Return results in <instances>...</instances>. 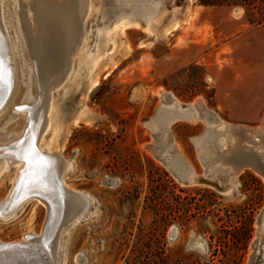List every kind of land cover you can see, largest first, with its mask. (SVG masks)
<instances>
[{
    "label": "rangeland",
    "instance_id": "rangeland-1",
    "mask_svg": "<svg viewBox=\"0 0 264 264\" xmlns=\"http://www.w3.org/2000/svg\"><path fill=\"white\" fill-rule=\"evenodd\" d=\"M92 1L88 45L75 56L68 80L53 90L52 123L42 141L68 161L70 187L91 196L87 216L62 229L57 264H250L264 213L261 172L242 168L226 194L188 183L179 171L207 174L199 150L208 142L223 144L225 125H263L264 111H248L240 92L228 94L233 73L227 58L242 21L264 24V0ZM19 3L5 0L4 6L18 73L0 107L2 141L18 137L26 124L15 104L34 99ZM146 7L159 11L150 28ZM129 12L140 26L117 28ZM173 99L183 106L201 101L224 127L187 117ZM83 114L90 120L75 123ZM17 169L0 168V203ZM47 212L31 199L13 217H0V241L40 233Z\"/></svg>",
    "mask_w": 264,
    "mask_h": 264
},
{
    "label": "bare ground",
    "instance_id": "bare-ground-1",
    "mask_svg": "<svg viewBox=\"0 0 264 264\" xmlns=\"http://www.w3.org/2000/svg\"><path fill=\"white\" fill-rule=\"evenodd\" d=\"M19 2L20 28L24 34L27 55L32 60L34 99L31 103H17L14 106L15 110L25 112L23 120L26 124L21 134L6 141L0 140V168L6 169L10 166L18 168L11 193L5 199L6 201H2L5 203H0V217L2 219L13 217L24 203L31 199L44 205H46L44 199H50L48 201H50L52 210H56V199H59L57 189L58 184H61L64 188L62 197L64 202L60 217L64 224L60 227L54 242L55 264H57V245L61 231L70 222L73 223L81 220L83 216H87L91 196L84 191L70 187L65 180V173L70 166L68 161L59 150L49 148L46 143L42 144V141L45 132L52 123L53 90L68 80L74 69L75 56L82 54L88 45L89 32L85 27L87 18L93 13L94 4L92 0H19ZM4 6L5 0H0V72L3 76V78L0 76V107L4 106L3 104L11 95L18 73L16 61L13 60L15 52L10 29L6 22ZM144 12L151 11L147 8ZM158 14L159 11L155 14L152 12L146 14L148 28L153 25L155 16ZM9 22L12 25V19ZM140 24V18L133 12H129L126 16L121 17L115 26L119 28L131 25L140 26ZM177 26L176 22L172 27L176 28ZM100 37H102L100 42L102 43L104 36ZM99 51H101L100 48ZM7 60L10 64L7 63ZM11 79L13 82L11 90H9ZM19 89L20 87H18L17 94L20 92ZM172 102L179 108L181 107L184 110L181 113L187 117L206 120L211 129L224 127L217 113L207 109L201 101L187 106H183L182 103L175 100ZM2 118L4 117H0V122H2ZM89 120L87 115L83 114L76 118L75 123ZM224 129L227 130V133L224 136L223 144H219L217 141L206 142L207 144L199 150V155L207 168V174L202 176L217 182L222 189L211 187L228 194L234 188L231 183L232 177L236 176L243 168L240 166V158H243L244 154L253 151L264 160V143H262L264 141L262 135L264 122L263 125L254 129L229 124L225 125ZM200 139L197 138L196 141L198 142ZM220 140L222 141V139ZM172 156L174 157V155ZM253 164L252 166L258 170L255 163ZM179 176L188 183L201 184L197 180L201 175L194 172L187 173L185 176L183 172L179 171ZM55 225L56 221L51 225V231L46 237L48 243H53ZM42 232L43 230L40 233L29 232L24 235L23 239L9 242L29 243L33 241V239H29V236L40 237ZM263 233L264 213L260 233L257 242H255L256 252L259 249L263 254L262 264H264ZM2 243H6V241H0V245ZM257 254H260L259 260H261V253L257 252Z\"/></svg>",
    "mask_w": 264,
    "mask_h": 264
},
{
    "label": "crops",
    "instance_id": "crops-1",
    "mask_svg": "<svg viewBox=\"0 0 264 264\" xmlns=\"http://www.w3.org/2000/svg\"><path fill=\"white\" fill-rule=\"evenodd\" d=\"M232 36L235 38L232 54L227 60L231 61L233 77L230 79L232 86L228 94L233 96L240 92L243 106L248 111L263 112L264 24L251 27L242 21L241 27L233 31Z\"/></svg>",
    "mask_w": 264,
    "mask_h": 264
},
{
    "label": "water",
    "instance_id": "water-1",
    "mask_svg": "<svg viewBox=\"0 0 264 264\" xmlns=\"http://www.w3.org/2000/svg\"><path fill=\"white\" fill-rule=\"evenodd\" d=\"M1 59V58H0ZM1 61V60H0ZM7 63L10 62L7 60ZM0 76H2V72H0ZM13 80H10V89L12 87ZM9 93V92H8ZM8 95V94H7ZM6 95V96H7ZM264 136V133H262ZM260 170L261 174L264 176V160L261 159L256 153L250 151L248 154H244L243 158H240V166L251 167L254 168L252 165ZM198 182L205 185L213 186L219 190L222 188L218 185L217 182L213 181L212 179L205 178L204 176H200ZM58 193L59 199L56 200V210H52L50 199H44L47 205V217L43 227L42 236H29V239H33V241L29 243L24 242H6L0 245V264H55V256H54V249H55V240L58 236L60 227L64 224V221L61 219V212L63 211V186L58 184ZM46 198V197H45ZM6 201V200H5ZM5 203V202H2ZM85 216L82 217V219ZM56 221L55 231H54V239H52L53 243H48L46 237L49 235L50 227L53 222ZM73 222V221H72ZM71 224V222L69 223ZM259 262V255L257 254L256 250L254 256L250 264H258Z\"/></svg>",
    "mask_w": 264,
    "mask_h": 264
},
{
    "label": "trees",
    "instance_id": "trees-1",
    "mask_svg": "<svg viewBox=\"0 0 264 264\" xmlns=\"http://www.w3.org/2000/svg\"><path fill=\"white\" fill-rule=\"evenodd\" d=\"M259 25H262V23H259Z\"/></svg>",
    "mask_w": 264,
    "mask_h": 264
}]
</instances>
